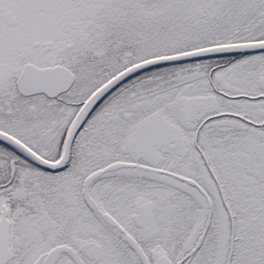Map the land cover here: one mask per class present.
Segmentation results:
<instances>
[{
	"label": "snow or ice",
	"instance_id": "6c2138e0",
	"mask_svg": "<svg viewBox=\"0 0 264 264\" xmlns=\"http://www.w3.org/2000/svg\"><path fill=\"white\" fill-rule=\"evenodd\" d=\"M0 264H264V0H0Z\"/></svg>",
	"mask_w": 264,
	"mask_h": 264
}]
</instances>
